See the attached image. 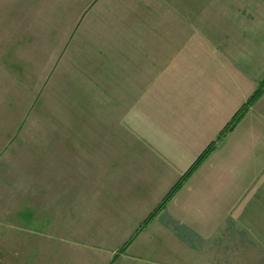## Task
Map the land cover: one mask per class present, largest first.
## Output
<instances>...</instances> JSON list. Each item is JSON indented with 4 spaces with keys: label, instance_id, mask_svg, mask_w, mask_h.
Returning <instances> with one entry per match:
<instances>
[{
    "label": "rangeland",
    "instance_id": "374dc122",
    "mask_svg": "<svg viewBox=\"0 0 264 264\" xmlns=\"http://www.w3.org/2000/svg\"><path fill=\"white\" fill-rule=\"evenodd\" d=\"M246 8V0H0V234L10 235L13 227L3 222L18 220L27 207L36 216L38 198L46 206L63 202L66 194L61 186L69 182L64 171L70 169L69 164L75 170L79 164L69 162L75 156L70 159L57 150L72 148L60 146L69 139L101 136L95 127L105 123L102 120L122 123V129L112 136L127 138L133 131L128 124L148 120L150 110L167 104V93L175 91L219 93V116L230 120L264 75L255 78L257 62L242 59L240 54L235 56L237 62L222 59L213 64L207 45L198 52L203 47L200 30L210 29L205 43H210L209 37L217 43L227 40L230 22L241 26ZM151 35L158 42L174 45L172 59L164 50L151 65H139L132 57V44L148 41ZM140 75L142 79L150 75L152 81L144 83ZM182 76L184 83L178 81ZM166 77L168 81L163 80ZM133 84L143 86L147 93H127ZM123 90L126 96H121L124 100L117 109L118 99L113 96ZM230 103L236 105L227 113ZM190 158L178 155L164 163L163 176L155 178V183L171 182L169 188L195 157ZM155 188L158 204L168 188L164 193L160 185ZM47 207L43 217L50 223L45 225L46 236L58 233L51 230L48 217L53 210ZM145 217L135 227L117 220L111 223L115 225L101 254L96 255L83 241L55 237L49 244L51 248L68 245L79 256L93 251L91 264L94 260L99 264H180L179 244L158 233V220L119 252L129 238L121 239L124 230L133 233ZM160 217L167 221L165 214ZM64 220L60 216L57 223Z\"/></svg>",
    "mask_w": 264,
    "mask_h": 264
},
{
    "label": "crops",
    "instance_id": "0c3cea01",
    "mask_svg": "<svg viewBox=\"0 0 264 264\" xmlns=\"http://www.w3.org/2000/svg\"><path fill=\"white\" fill-rule=\"evenodd\" d=\"M246 2L245 21H240L241 26L236 21L230 22L227 40L217 43L209 37L210 43H205L210 29L200 30L203 47L198 52L207 45L213 64L222 59L237 62L235 56L240 54L242 59L257 62L255 78L260 79L264 75V0ZM136 44H132V57L139 65H151L164 50H168L166 55L170 53L172 59L174 45L158 42L152 35L148 41L138 43L141 46ZM183 76L179 82L184 83ZM139 80L152 81L150 75L143 79L140 75ZM142 87L133 84L127 93H147ZM116 94L113 97L118 99V109L126 95L124 90ZM167 96V104L155 112L150 110L148 120L128 124L133 131L127 138L112 136L113 131L122 129V123L107 118L95 127L100 129L101 136L69 139L67 144H60L72 148H60L57 153H64L70 159L75 156L74 161H67L79 164L76 170L69 164L70 169L64 171L69 182L61 186L62 194H66L63 202L56 204L57 207L49 204L47 207L38 198L35 209L40 217L33 214L32 207L26 206L18 220L3 222L5 227L12 226L13 231L10 235L0 234V264H83L85 258L91 264L93 251H83L79 256L68 245L51 248L49 242L55 237L60 241H83L97 255L110 239L115 225L110 226L111 223L117 220L133 227L139 224L157 205L155 185H160L164 193L171 183H155V178L163 176V164L172 162L178 155L185 159L196 157L215 139L228 118L219 116V93L175 91ZM235 105L230 103L225 111L231 113ZM121 110L124 114L125 104ZM78 146L82 148L77 149ZM206 158L139 233L158 220V233L179 244L180 264H264V93ZM208 160L211 161L206 164ZM46 207L53 210L48 218L53 225L51 230L57 234H45V225L50 224L43 220ZM163 214L167 218L165 222L160 217ZM60 216L66 219L63 224L57 223ZM94 226H100L94 231L97 233L91 231ZM130 233L124 230L121 239ZM98 260H103L102 255Z\"/></svg>",
    "mask_w": 264,
    "mask_h": 264
},
{
    "label": "trees",
    "instance_id": "16d2710c",
    "mask_svg": "<svg viewBox=\"0 0 264 264\" xmlns=\"http://www.w3.org/2000/svg\"><path fill=\"white\" fill-rule=\"evenodd\" d=\"M264 90V76L259 82V85L252 91V93L246 98V100L239 106V108L234 112L231 116L230 120H228L224 126L219 130L215 139L211 140L195 157V159L191 162V164L187 167V169L178 177V179L172 184V186L168 189L159 203L148 213L142 223L134 230V232L129 236V238L123 242L119 252H123L133 237L145 226V224L153 218L160 210H162L166 202L171 198V196L180 188L183 182L192 174V172L198 167V165L202 162V160L214 149L216 143L222 139V137L230 131L236 123L241 119L244 113L247 111L248 107L253 104L255 100L262 94Z\"/></svg>",
    "mask_w": 264,
    "mask_h": 264
}]
</instances>
